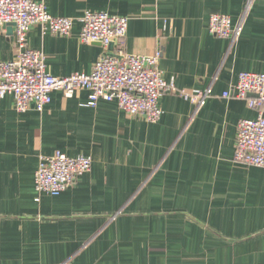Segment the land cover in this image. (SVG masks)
I'll return each mask as SVG.
<instances>
[{"label": "crops", "instance_id": "0c3cea01", "mask_svg": "<svg viewBox=\"0 0 264 264\" xmlns=\"http://www.w3.org/2000/svg\"><path fill=\"white\" fill-rule=\"evenodd\" d=\"M53 16L87 10L129 19L115 52L162 53L177 91L162 117L130 116L116 101L90 106L89 91L60 90L42 111L0 99V264H264V166L234 161L238 122L255 118L232 92L240 72H264V0H38ZM213 13L242 22L232 41L209 32ZM32 26L28 45L54 76L90 73L107 48ZM0 35V61L18 54ZM211 87L199 107L180 90ZM88 156L91 169L57 196L37 201L41 156Z\"/></svg>", "mask_w": 264, "mask_h": 264}, {"label": "built area", "instance_id": "2783aa9c", "mask_svg": "<svg viewBox=\"0 0 264 264\" xmlns=\"http://www.w3.org/2000/svg\"><path fill=\"white\" fill-rule=\"evenodd\" d=\"M252 0L248 2V6ZM76 20L82 24L80 39L84 43H101L105 48L111 42L125 38L129 19L106 11L87 10L80 18L53 16L46 5L38 0H0V35L5 25L15 23L17 56L0 61V99L12 95L15 107L24 112L31 105L42 111L51 102V94L60 90L72 97L79 89L89 91L90 106L100 100L116 101L130 116H143L150 122L158 121L163 115L160 98L165 92L177 91L174 80L168 81L160 70L162 53L152 55L132 54L125 50L116 55H102L90 73L76 72L69 76H54L47 68L45 54L28 45V34L34 25L43 32L70 35ZM209 32L219 37L237 40L243 31L242 22L233 23L230 15L213 13L209 18ZM180 96L195 103L198 108L206 104L213 95L208 87L204 90H180ZM234 94L248 100L257 111L255 118H242L238 122V134L234 161L253 167L264 166V72L243 71L232 92L225 91L224 97ZM92 160L88 156H68L60 151L41 156L35 173V188L41 195L57 196L73 186L78 177L88 172Z\"/></svg>", "mask_w": 264, "mask_h": 264}, {"label": "water", "instance_id": "95a60500", "mask_svg": "<svg viewBox=\"0 0 264 264\" xmlns=\"http://www.w3.org/2000/svg\"><path fill=\"white\" fill-rule=\"evenodd\" d=\"M4 27L7 28L9 33H11V34H13L16 30V24L15 23H8ZM97 44H101V43L98 42ZM114 48H115V42H111L109 44V46L107 47L104 55H110V56L116 55ZM33 105H34V103H33Z\"/></svg>", "mask_w": 264, "mask_h": 264}]
</instances>
